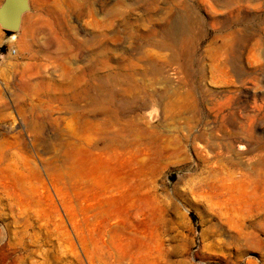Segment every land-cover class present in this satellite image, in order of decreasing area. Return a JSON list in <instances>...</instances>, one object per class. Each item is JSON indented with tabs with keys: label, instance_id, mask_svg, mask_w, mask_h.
Listing matches in <instances>:
<instances>
[{
	"label": "rangeland",
	"instance_id": "374dc122",
	"mask_svg": "<svg viewBox=\"0 0 264 264\" xmlns=\"http://www.w3.org/2000/svg\"><path fill=\"white\" fill-rule=\"evenodd\" d=\"M30 1L0 25V264H264V0Z\"/></svg>",
	"mask_w": 264,
	"mask_h": 264
},
{
	"label": "water",
	"instance_id": "95a60500",
	"mask_svg": "<svg viewBox=\"0 0 264 264\" xmlns=\"http://www.w3.org/2000/svg\"><path fill=\"white\" fill-rule=\"evenodd\" d=\"M32 10L30 0H4L0 5V25L5 31L18 32L23 17Z\"/></svg>",
	"mask_w": 264,
	"mask_h": 264
},
{
	"label": "bare ground",
	"instance_id": "6f19581e",
	"mask_svg": "<svg viewBox=\"0 0 264 264\" xmlns=\"http://www.w3.org/2000/svg\"><path fill=\"white\" fill-rule=\"evenodd\" d=\"M183 26H185V25H183ZM180 28V27H179ZM185 28V27H184ZM177 29H178V27H176V26H174V27H171L170 29H169V31H168V33H167V36H169V39L170 40H172L171 41V44H169V46H172V44L174 45L176 42V33H177ZM181 29V28H180ZM182 30H184L183 28H182ZM185 31V30H184ZM179 32V31H178ZM185 33V32H184ZM181 37V36H180ZM180 40V39H179ZM181 42V41H180ZM179 43V42H178ZM175 46V45H174ZM152 116H153V114H152ZM152 118V117H151ZM154 119V118H153ZM148 135V134H147ZM245 145L246 144H242V143H240L238 146H237V148L239 149V150H244L245 149ZM160 146V145H159ZM202 146V145H201ZM205 147V146H204ZM236 148V149H237ZM158 152V151H157ZM206 152V151H205ZM217 152V151H216ZM162 153V152H161ZM208 154V153H207ZM154 155V154H153ZM159 155V154H158ZM157 155V156H158ZM161 155V154H160ZM167 156V155H166ZM248 156V155H247ZM156 159V158H155ZM209 166V165H208ZM64 171H66L65 172V176L64 175H62V176H64V179L67 177V176H69V175H72V173H70V170H69V172H68V170H64ZM63 171V172H64ZM61 175V174H60ZM70 177V176H69ZM225 183V182H224ZM230 187V186H229ZM237 191V190H236ZM232 212V211H231ZM238 212V211H237ZM242 212V211H241ZM236 214V213H235ZM237 215V214H236ZM102 217H104V221L107 223L109 220H111V219H113L114 217L113 216H111V214L107 211H105L104 212V214L103 215H101ZM238 238V237H237ZM264 246V245H263Z\"/></svg>",
	"mask_w": 264,
	"mask_h": 264
},
{
	"label": "built area",
	"instance_id": "2783aa9c",
	"mask_svg": "<svg viewBox=\"0 0 264 264\" xmlns=\"http://www.w3.org/2000/svg\"><path fill=\"white\" fill-rule=\"evenodd\" d=\"M17 51L16 50H3V49H0V65L1 63L4 61V59L9 55V54H16Z\"/></svg>",
	"mask_w": 264,
	"mask_h": 264
}]
</instances>
